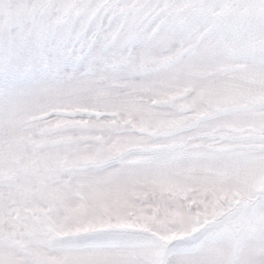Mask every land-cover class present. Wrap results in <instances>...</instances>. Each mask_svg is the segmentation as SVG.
I'll use <instances>...</instances> for the list:
<instances>
[{
  "label": "snow or ice",
  "instance_id": "1",
  "mask_svg": "<svg viewBox=\"0 0 264 264\" xmlns=\"http://www.w3.org/2000/svg\"><path fill=\"white\" fill-rule=\"evenodd\" d=\"M0 264H264V0H0Z\"/></svg>",
  "mask_w": 264,
  "mask_h": 264
}]
</instances>
